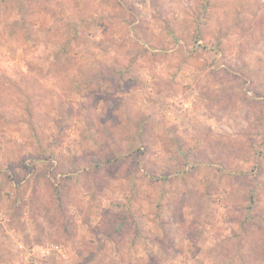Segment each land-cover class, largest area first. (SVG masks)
Returning <instances> with one entry per match:
<instances>
[{
	"label": "rangeland",
	"instance_id": "1",
	"mask_svg": "<svg viewBox=\"0 0 264 264\" xmlns=\"http://www.w3.org/2000/svg\"><path fill=\"white\" fill-rule=\"evenodd\" d=\"M261 238L264 0H0V264H264Z\"/></svg>",
	"mask_w": 264,
	"mask_h": 264
},
{
	"label": "built area",
	"instance_id": "2",
	"mask_svg": "<svg viewBox=\"0 0 264 264\" xmlns=\"http://www.w3.org/2000/svg\"><path fill=\"white\" fill-rule=\"evenodd\" d=\"M38 253L42 257H48V256H51L52 254H56L63 258L65 257V254L62 248L54 244L42 246Z\"/></svg>",
	"mask_w": 264,
	"mask_h": 264
},
{
	"label": "crops",
	"instance_id": "3",
	"mask_svg": "<svg viewBox=\"0 0 264 264\" xmlns=\"http://www.w3.org/2000/svg\"><path fill=\"white\" fill-rule=\"evenodd\" d=\"M257 240H259V239H257ZM261 240H264V239L261 238ZM255 242H256V241H255Z\"/></svg>",
	"mask_w": 264,
	"mask_h": 264
}]
</instances>
